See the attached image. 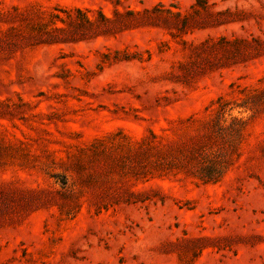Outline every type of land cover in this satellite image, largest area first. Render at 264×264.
<instances>
[{"label":"rangeland","instance_id":"1","mask_svg":"<svg viewBox=\"0 0 264 264\" xmlns=\"http://www.w3.org/2000/svg\"><path fill=\"white\" fill-rule=\"evenodd\" d=\"M0 264H264V0H0Z\"/></svg>","mask_w":264,"mask_h":264}]
</instances>
